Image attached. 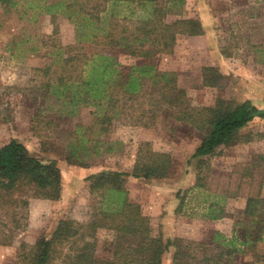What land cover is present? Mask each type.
<instances>
[{"label": "rangeland", "instance_id": "1", "mask_svg": "<svg viewBox=\"0 0 264 264\" xmlns=\"http://www.w3.org/2000/svg\"><path fill=\"white\" fill-rule=\"evenodd\" d=\"M14 1L8 6L0 2V146L16 139L32 154L56 159L68 192L45 209L37 211L39 206L32 205L31 213L29 203L40 198L34 195L32 186L13 193L0 191V264H17L21 243L31 245L37 238L49 236L58 220L99 221L101 209L114 204L115 198L102 203L97 193H90L86 178L78 182L71 178L74 168L64 157L73 150L79 158L92 161L97 171L127 173L144 142L148 144L144 148L169 153L173 167L168 177H125L127 195L149 217L152 234L170 237L181 245L187 240L209 243L216 231L230 237L234 230L242 236L250 225L244 213L247 198H264V117H255L240 129L236 140L218 147L212 155L193 157L206 130L175 120L163 110L154 126L134 124L142 110L155 107L149 104L148 96L158 101L167 99L163 81L152 86L146 81V94L132 101L123 92L117 94L120 118L113 120L110 131L99 130L96 125L88 132L85 127L91 123L92 112L102 113L107 109L106 102L96 107L78 96L69 101L79 84L72 85L66 95L56 88V81L61 74L76 81L82 79L80 64L65 71L62 58L66 49L69 55L87 48L99 50L101 46L89 45L87 38L106 30L110 11L103 13L101 24L83 26L78 6L66 7L72 0ZM172 1L165 22L197 19L206 30L200 35L178 34L171 53L161 52L150 58L111 48L122 63L119 68L149 62L160 72H177L184 91L181 99L190 106L221 102L232 106L251 99L264 108V49L260 48L264 45V0ZM115 10L119 18L127 16L135 22L149 12L148 7L125 3ZM68 45L72 47L65 48ZM221 47H226L230 55H222ZM97 150L100 157L94 155ZM179 175L184 177L180 187L171 182ZM163 182H168L167 186ZM174 196L177 198L173 202ZM169 205L175 209L167 217ZM209 205H213L214 214L223 209L222 217L209 219ZM155 208V214H147ZM96 236L95 258L110 261L114 231L99 228ZM174 245L163 254L161 264H170ZM263 248L264 242L257 247L258 251ZM252 261L251 253H242L234 255L229 264Z\"/></svg>", "mask_w": 264, "mask_h": 264}, {"label": "trees", "instance_id": "2", "mask_svg": "<svg viewBox=\"0 0 264 264\" xmlns=\"http://www.w3.org/2000/svg\"><path fill=\"white\" fill-rule=\"evenodd\" d=\"M13 5L14 0H0ZM172 0H72L67 8L78 6L82 25L101 24L103 13L108 9L109 21L106 30L88 36L89 45H100L99 50L90 48L75 51L63 56V68L66 71L80 64V81L62 74L56 81L57 89L69 95V88L76 84L78 90L71 93L69 101L77 98L86 104L100 106L106 102L102 113L92 112V120L85 130L90 132L98 125L99 130H111L113 120L119 117L117 104L120 92L128 100L146 94L143 88L146 81L150 85L163 81L167 99L158 101L151 96L147 100L154 108L142 110L134 124L151 127L161 117V111L175 120L187 122L198 130H206L196 146L193 157L212 155L218 147L227 145L238 138V132L255 117H264V108H259L251 99H245L232 106L222 102L212 106H190L184 104V93L178 84V73L160 72L149 62L141 65L128 64L125 70L122 63L111 51L118 49L130 56L150 58L157 53H171L178 34H202L201 22L197 19H178L165 22V14L170 11ZM149 8L145 18L130 20L118 17L115 7L122 5ZM7 4V5H6ZM131 12H133L132 8ZM70 18V17H69ZM86 39V38H85ZM71 48L68 45L65 48ZM221 54L230 52L221 47ZM70 80V81H69ZM51 86L47 84L46 87ZM53 85V84H52ZM83 86L84 88H80ZM77 99V100H78ZM153 100V101H151ZM157 105V107H156ZM168 110V113H167ZM107 125V127H106ZM147 142L139 145L131 172L101 169L86 177L90 193H97L102 203L115 198L113 205H106L100 211L99 221L80 222L71 218L58 220L53 232L43 235L33 243H21L17 264H161L163 254L174 245L170 264H229L237 254L251 253L253 261L248 264H264V248L257 247L264 242V198L250 196L246 200L244 213L250 222L249 229L241 236L233 230L230 237L216 231L211 242L187 240L183 245L174 243L170 237L152 234L149 217L143 214L141 207L130 201L125 188L127 175L133 177L166 178L172 171L173 161L169 153L149 149ZM73 150L64 159L69 164L89 166L90 161L79 159ZM62 177L56 159L45 160L32 154L16 139H10L0 146V191L13 193L23 187L32 186L36 197L59 200L62 195ZM28 205V200L24 201ZM207 208L209 219H218L223 209L212 213ZM108 227L114 231L113 251L110 261L99 260L94 256L97 243L96 231ZM174 243V244H173Z\"/></svg>", "mask_w": 264, "mask_h": 264}, {"label": "crops", "instance_id": "3", "mask_svg": "<svg viewBox=\"0 0 264 264\" xmlns=\"http://www.w3.org/2000/svg\"><path fill=\"white\" fill-rule=\"evenodd\" d=\"M206 29L204 28V26H203V31H205ZM200 35V34H199ZM261 49H264V45H262L261 47H260ZM261 88L262 89H264V80H263V83H261ZM142 130V129H141ZM98 142V141H97ZM107 150H109V149H107ZM95 155V157H100L101 155H100V151L98 152V150L96 151V153L94 154ZM75 156H77L78 157V155L76 154ZM79 159H82V158H79ZM65 160V159H64ZM134 160H135V158L133 159V162H134ZM90 162H92V161H90ZM99 162H100V160H99ZM68 163V162H67ZM72 166H73V171H72V179H74L75 181H82L83 179H85L86 177H88V176H90L91 174H93V173H96V172H98L97 171V169H95L93 166H91V164L89 165V166H81V165H77V164H72ZM101 169V168H100ZM82 173H84L85 174V176H81L82 175ZM79 174H81V175H79ZM81 176V177H80ZM185 178H188V176L187 177H185ZM87 180V179H86ZM85 180V182L87 183V181ZM173 181H171L175 186H181L180 184H182V182H184L183 180H184V177L183 176H181V175H179L178 177H176V178H174V179H172ZM89 182V181H88ZM70 184V183H69ZM162 184H168V182H163ZM178 184V185H177ZM72 185V184H71ZM167 186V185H166ZM68 183H62V195H61V198H63L67 193L66 192H68ZM261 196H264V193H261ZM176 196H174L173 197V202L174 201H176ZM35 201L34 202H31V203H29V206H30V208H29V211L32 213V211H33V209H32V205H37V206H39V208H37L36 210L37 211H39V210H41V209H45V207H47L48 205H52V203H53V200H50V199H44V198H36V199H34ZM170 204V203H169ZM171 207V205H169L167 208H166V210H167V217H169L170 215H171V213H174V209H175V207L174 208H170ZM156 209L157 208H155V212H150V211H148L147 212V214H155L156 213ZM141 210H143V209H141ZM159 210H161V205H160V207H159ZM158 211V210H157ZM143 212V211H142Z\"/></svg>", "mask_w": 264, "mask_h": 264}]
</instances>
